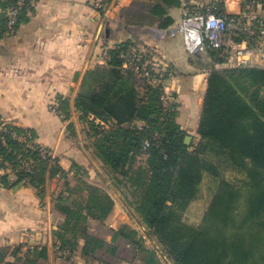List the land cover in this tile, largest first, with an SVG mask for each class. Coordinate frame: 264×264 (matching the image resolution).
Here are the masks:
<instances>
[{
    "label": "trees",
    "instance_id": "trees-1",
    "mask_svg": "<svg viewBox=\"0 0 264 264\" xmlns=\"http://www.w3.org/2000/svg\"><path fill=\"white\" fill-rule=\"evenodd\" d=\"M17 1L0 0V37L26 20L29 3L20 10L14 27L8 26L6 11L16 7ZM177 3L134 0L121 10V17L127 25L166 29L173 23L167 9ZM136 45L130 42L111 49L106 65L87 73L77 97L76 108L96 155L111 168L115 181L127 180L139 194L136 211L142 223L169 247L175 264H264V67L222 66L220 52L207 46L213 68L198 121L200 143L192 151L186 143L188 133L177 121L179 104L174 100L165 110L163 87L124 68L121 54H131ZM58 108L67 121V102ZM0 122L6 123L9 132L37 137L32 130L7 124L2 118ZM210 148L250 178L246 190L251 195L240 218L247 226L255 224L256 230L250 238L235 232L236 243L226 240L224 227L234 212L231 203L240 196L226 183L211 199L200 226L183 222L184 212L199 196L204 174H217L216 165L206 156ZM0 157V172L7 169L5 161L16 168L22 159H33V172L24 175L40 193L45 190L47 174L51 179L67 178L59 161L42 160L38 152L7 132H0ZM0 177L6 188L21 184L23 178L11 182L9 174ZM77 182L67 188L66 197L54 199L55 209L65 216L54 231L58 251L68 250L71 257L83 243L82 255L97 264H164L157 250L148 247L131 225L118 229L106 225L116 206L106 190L83 178ZM73 194L77 197L72 198ZM22 248L0 247V264H40L48 258L47 247L35 246L26 252Z\"/></svg>",
    "mask_w": 264,
    "mask_h": 264
},
{
    "label": "crops",
    "instance_id": "crops-1",
    "mask_svg": "<svg viewBox=\"0 0 264 264\" xmlns=\"http://www.w3.org/2000/svg\"><path fill=\"white\" fill-rule=\"evenodd\" d=\"M109 1V12L102 15L93 0H33L27 6L26 20L0 37V118L34 131L38 142L53 152L67 173L65 179H51L47 174L43 193L22 183L6 188L0 177V247L21 246L23 252L35 246L47 247L48 258L40 264H97L82 255L83 243L68 258L58 251L54 231L65 216L55 209L53 197L59 192L66 197L67 188L77 185L83 171L94 175L93 180H84L106 189L104 172L110 173L111 168L88 144L87 125L76 108L87 73L108 62L101 61L104 49L133 42L170 67L174 76L167 90L176 94L177 121L188 135L199 137L202 94L213 64L207 47L200 54L188 52L181 0L167 9L173 23L166 29L127 25L121 10L134 0ZM256 65L264 67V60ZM65 102L70 113L67 121L50 108ZM3 174L14 181L8 168L0 172ZM96 177L102 184L95 182ZM121 211L116 205L106 222L109 228L122 226L116 221L118 216L123 219Z\"/></svg>",
    "mask_w": 264,
    "mask_h": 264
},
{
    "label": "built area",
    "instance_id": "built-area-1",
    "mask_svg": "<svg viewBox=\"0 0 264 264\" xmlns=\"http://www.w3.org/2000/svg\"><path fill=\"white\" fill-rule=\"evenodd\" d=\"M32 1L18 0L16 7L10 9V28L16 24L20 10ZM180 4L184 37L190 54H200L209 45L220 52L224 64L229 67H252L264 60V0H181ZM93 5L102 15L108 14L109 0H93ZM121 58L125 60L124 68L146 78L154 86L163 87L161 100L165 110L169 109L174 101L167 90L168 82L174 76L170 67L142 46L134 47L131 54H121ZM109 59L110 49L106 48L101 61ZM50 108L62 116L57 106ZM0 132H7L13 139L25 143L27 148L38 152L42 160H49L52 164L58 161L53 152L31 133L9 132L4 122H0ZM2 161L0 157V163ZM4 164L12 172L14 180L23 177L22 184L30 185L29 177L24 174L33 172V159H22L16 168L8 161ZM64 253L70 254L68 250Z\"/></svg>",
    "mask_w": 264,
    "mask_h": 264
},
{
    "label": "rangeland",
    "instance_id": "rangeland-1",
    "mask_svg": "<svg viewBox=\"0 0 264 264\" xmlns=\"http://www.w3.org/2000/svg\"><path fill=\"white\" fill-rule=\"evenodd\" d=\"M9 12L10 9L6 11L8 17H9ZM212 68H208L209 73L212 70ZM202 96L204 100V95L202 94ZM190 119H188L189 122H191L192 120ZM7 124H11V123L7 122ZM197 135L199 136L198 133ZM86 136H88L87 133ZM188 136L191 139L187 144L189 145L191 144V150L193 151L195 145L198 146L200 143L199 137L196 138L194 135H188ZM88 144L92 145V142L88 140ZM206 156L210 160H212V162L216 165V169L218 170L217 174H210V173L204 174L203 181L200 186L199 196L196 200H194L190 204L188 209L184 212L183 222L185 224H189L188 226L190 225L200 226L202 224L204 214L206 212V209L208 208L211 199L218 193V190L221 188V186L223 187L222 189H225L224 185L226 183L230 187H233L235 191L237 190L240 196V199L237 200L236 203H234V200L231 203V207L232 209H234V212L231 215V222H235L236 224L233 225L230 222V224H228L227 227H224L226 233L225 234L226 240L229 243H231V241L236 243L237 241L235 240V235H234L235 232L246 234V237L250 238L249 234L253 233L254 230L253 228H255L256 230V225L254 224L253 226L251 225L247 226L244 224L243 219L240 218V216H242V214H244L246 210V207L248 205L247 199L251 195L248 189L246 190V188H249V186L246 185L249 182L250 178L248 177L247 173L244 170L232 164L229 160L222 157L212 148L208 150ZM80 174L83 178L85 177V179H91V180L94 179V175L90 176L88 173L84 171L80 172ZM104 175L106 181L103 187H105L108 190V193H110L111 196L114 198L115 203L119 208V210H122L121 212L123 214V219L119 216L116 217L117 224L121 223L122 225L124 224L131 225L134 229L138 230L139 233L145 238V243L148 247L157 250L159 257L161 258L164 264H175L174 256H172L171 252L169 251L170 250L169 247L164 242H162L158 234L154 233L153 231H150L142 223L140 215L136 211V204L139 201V194L135 192V189L132 188L129 183H127V180L120 184L118 183V181H115L114 179L115 174L112 171H110V173L104 172ZM119 178L122 179L121 177ZM96 181L100 183L101 179L99 181V178L96 177L95 182ZM229 190L231 189L229 188ZM60 194L61 192L56 193L55 194L56 197L53 198L55 199L58 198ZM92 229L97 231V227L95 223H92ZM103 230L104 229H102L101 231ZM239 236H241V234H239ZM108 238L109 240H111V236H107V239ZM64 256L68 258L70 255L64 253Z\"/></svg>",
    "mask_w": 264,
    "mask_h": 264
},
{
    "label": "water",
    "instance_id": "water-1",
    "mask_svg": "<svg viewBox=\"0 0 264 264\" xmlns=\"http://www.w3.org/2000/svg\"><path fill=\"white\" fill-rule=\"evenodd\" d=\"M101 16H102V15H101ZM190 139H191L190 137H187V138H186V143H188Z\"/></svg>",
    "mask_w": 264,
    "mask_h": 264
}]
</instances>
